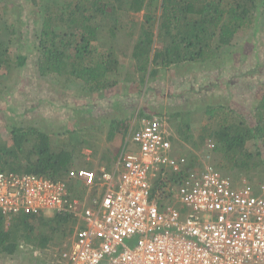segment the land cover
<instances>
[{
    "label": "trees",
    "instance_id": "16d2710c",
    "mask_svg": "<svg viewBox=\"0 0 264 264\" xmlns=\"http://www.w3.org/2000/svg\"><path fill=\"white\" fill-rule=\"evenodd\" d=\"M23 7L37 15L35 23L31 22L35 40L29 45V52L33 49L38 54L35 70L60 94L74 86L104 94L105 90L118 88L121 82L134 83L139 79L144 85L158 80L168 70L184 67L202 68V71L234 69V61L248 56L245 50L241 53L235 50L242 39L250 44L259 43L257 49L264 51V0H26ZM15 9V5L0 3V20H4L0 22V96L14 75L27 66L29 57V53L13 51L20 42L19 30L3 15L7 10L18 14ZM139 13L142 19L138 22ZM156 43L162 47H156ZM259 56H255L254 68L244 75L261 74L259 67L264 65V54ZM239 67L243 69L242 64ZM2 72L8 75L4 88H1ZM224 75L218 76L214 85L218 88L227 85L223 90L232 98L229 76ZM263 86L250 117L235 106L236 101L207 105L206 124L196 138L191 124L197 111H186L184 107L167 110L165 114L176 134L172 136L174 153L188 158L185 174L196 165H203L205 156L232 180L245 178L255 193L262 191ZM140 89L131 86L128 91ZM4 107L8 108L5 105L0 110ZM112 110V117L106 123L77 127L76 121L75 127L64 132H48L36 123L13 124L6 138L0 136V171L66 179L74 195H84L86 185L69 178V171L88 168L98 172L103 165L111 169L129 133L127 114L124 115L118 103ZM162 112L146 113L144 108L138 117L151 114L165 118ZM209 142L214 143L213 148ZM187 143L198 153L184 145ZM85 147L92 149L96 161L85 159ZM170 175L176 182L180 179L178 173L170 172ZM74 181L79 183V190H75ZM48 211L21 212L10 220L8 227L0 215V257L14 256L23 249L28 253L39 250L42 256L52 247L65 248L63 241L73 234L76 221L68 212L53 210L50 215ZM55 252L47 254L51 261L48 264L64 263L62 253Z\"/></svg>",
    "mask_w": 264,
    "mask_h": 264
},
{
    "label": "built area",
    "instance_id": "2783aa9c",
    "mask_svg": "<svg viewBox=\"0 0 264 264\" xmlns=\"http://www.w3.org/2000/svg\"><path fill=\"white\" fill-rule=\"evenodd\" d=\"M170 134L165 118L138 117L111 169L69 171L82 196L66 179L0 171V215L8 227L21 212L70 213L64 264H264V186L255 193L205 156L185 174Z\"/></svg>",
    "mask_w": 264,
    "mask_h": 264
},
{
    "label": "rangeland",
    "instance_id": "374dc122",
    "mask_svg": "<svg viewBox=\"0 0 264 264\" xmlns=\"http://www.w3.org/2000/svg\"><path fill=\"white\" fill-rule=\"evenodd\" d=\"M24 1L26 0L0 1L2 5L4 3L15 5V11L18 13L14 14L12 11L7 10L3 15L8 18L9 24L16 25L19 30V35L17 36L20 42H18V45H14L13 51L21 54L29 53L27 66L14 75L10 86L3 90L0 96V108L5 105L8 107L0 110V136L2 138H6L5 136L13 124L36 123L40 124L48 132H64L75 127L76 121L79 122L77 127L92 126L93 124L100 125L106 123L105 120L107 118L112 117V109L117 103L124 115L127 114L125 115L128 119L126 124L129 125V128L135 125L140 111L144 108L146 113L163 111V114L169 109L178 110L179 108L183 109V107L186 111L189 109L195 110L197 113L193 115L191 124L195 138L200 134L202 125L206 124L204 112L205 107L209 104H218L220 102L228 104L236 101L235 106L247 117L252 116L251 113L255 112L253 106L259 100L258 92L261 89L260 86L264 85V65L259 67L262 71L261 74L255 73V75L248 74L246 76L244 72L247 73L254 68L257 64L256 57H260L259 54H264V51L257 49V46L260 45L259 43L256 45L250 44L246 41L244 42L243 39L239 41V45L235 50L239 53L245 50L248 56L240 58L241 61H234V69L215 68L202 71V68L191 70L188 67H184L178 70H168L158 80L146 82L144 85H141L139 79L134 83L121 82L118 88L105 90L106 92L103 91L104 94L101 92L90 93L82 91L79 86L70 87V91L60 94L51 86L50 81L41 79L38 72H36L37 70H35L38 54L33 49L29 52V45L35 40L36 34L33 31L34 27L31 22L37 19V15L28 12V7H23ZM21 10H23V13H21ZM136 19L138 22L141 21L142 13H139ZM97 20H100L99 17H97ZM128 20L129 18L125 21ZM1 21L4 20L1 19ZM256 38L260 37L256 35ZM259 40L261 41V39ZM155 46L162 47L161 43H156ZM241 56L240 54L239 57ZM243 59H245L244 62H242ZM220 63L222 62L219 61ZM238 63L243 65V69H240ZM5 73H1V80H4L1 88H4L7 83L8 75L4 76L6 75ZM223 73L225 74L224 76H226V73L229 76L230 91L233 99L223 90L224 86L227 85L223 84L224 86L220 88L214 85L216 78ZM131 86L141 87V89L139 92H129L128 89ZM115 89L117 92H115ZM164 117L171 131L172 140V136L176 134L172 130L167 115ZM106 131V128H104L103 139H105L104 134ZM107 145L112 146L113 143H107ZM184 145L198 153V150L191 143ZM199 153L204 155L202 154L203 152ZM84 154L86 160L96 161L91 148L85 147L83 149ZM74 183L75 190H79L77 188L79 183L77 181H74ZM49 214L52 215V213ZM64 241L67 243L68 239H64ZM55 251L62 253L60 247H52L42 256H40L39 250L28 253V250L23 249L14 256L0 257V264H48L51 262L48 253Z\"/></svg>",
    "mask_w": 264,
    "mask_h": 264
},
{
    "label": "clouds",
    "instance_id": "9594fccd",
    "mask_svg": "<svg viewBox=\"0 0 264 264\" xmlns=\"http://www.w3.org/2000/svg\"><path fill=\"white\" fill-rule=\"evenodd\" d=\"M88 169V168H87ZM53 212H55V211H49V213H52L53 214ZM57 212V211H56ZM60 212V211H59ZM66 212V211H65ZM70 214V213H69ZM61 249V248H60Z\"/></svg>",
    "mask_w": 264,
    "mask_h": 264
}]
</instances>
